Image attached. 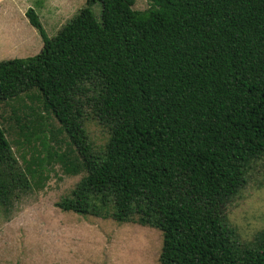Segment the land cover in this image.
I'll return each instance as SVG.
<instances>
[{
  "label": "trees",
  "instance_id": "obj_1",
  "mask_svg": "<svg viewBox=\"0 0 264 264\" xmlns=\"http://www.w3.org/2000/svg\"><path fill=\"white\" fill-rule=\"evenodd\" d=\"M134 2L86 0L51 38L26 10L42 47L0 60V103L58 127L22 108L19 162L0 122V209L57 164L81 177L55 205L158 229L157 264H264V229L240 243L225 212L264 157V0Z\"/></svg>",
  "mask_w": 264,
  "mask_h": 264
},
{
  "label": "rangeland",
  "instance_id": "obj_2",
  "mask_svg": "<svg viewBox=\"0 0 264 264\" xmlns=\"http://www.w3.org/2000/svg\"><path fill=\"white\" fill-rule=\"evenodd\" d=\"M85 3L86 0H0V60L40 51L41 36L25 14L29 7L35 9L46 36L51 38ZM149 5L150 0H135L133 8L144 10ZM92 10L97 14L98 5L94 4ZM28 106L40 110L53 132L58 127L54 117L35 100L24 97L23 101L1 102L0 122L6 127L15 155L31 150L17 133L16 125V116H22V108L28 113ZM87 131L93 147L99 149L107 129L89 122ZM56 137L65 149L66 137ZM47 168L42 185L20 192L8 211L0 209V264H157L162 239L158 229L58 208L55 202L74 187L81 174H65L57 164ZM252 170L244 187L225 205L227 220L240 243L252 241L264 229V157Z\"/></svg>",
  "mask_w": 264,
  "mask_h": 264
}]
</instances>
